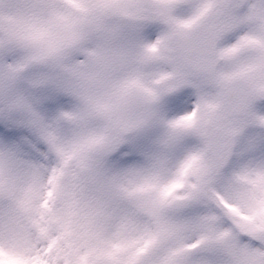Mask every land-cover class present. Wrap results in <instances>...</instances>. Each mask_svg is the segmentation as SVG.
Instances as JSON below:
<instances>
[{"label":"snow or ice","instance_id":"obj_1","mask_svg":"<svg viewBox=\"0 0 264 264\" xmlns=\"http://www.w3.org/2000/svg\"><path fill=\"white\" fill-rule=\"evenodd\" d=\"M0 264H264V0H0Z\"/></svg>","mask_w":264,"mask_h":264}]
</instances>
